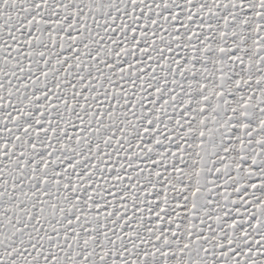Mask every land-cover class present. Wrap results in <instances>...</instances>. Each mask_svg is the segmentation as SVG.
Instances as JSON below:
<instances>
[{"label":"snow or ice","instance_id":"1","mask_svg":"<svg viewBox=\"0 0 264 264\" xmlns=\"http://www.w3.org/2000/svg\"><path fill=\"white\" fill-rule=\"evenodd\" d=\"M0 264H264V0H0Z\"/></svg>","mask_w":264,"mask_h":264}]
</instances>
